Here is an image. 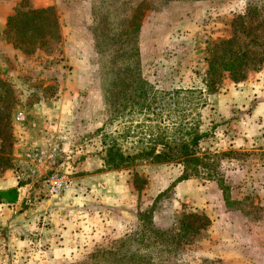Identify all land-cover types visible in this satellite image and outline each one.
<instances>
[{
  "label": "rangeland",
  "instance_id": "374dc122",
  "mask_svg": "<svg viewBox=\"0 0 264 264\" xmlns=\"http://www.w3.org/2000/svg\"><path fill=\"white\" fill-rule=\"evenodd\" d=\"M140 2L152 6L134 30ZM45 7L60 40L17 48L9 17ZM230 48L245 53L243 77L220 71L209 89L211 60ZM198 122L214 127L198 175L183 179L179 161L105 162L109 144L132 154ZM52 177L66 181L59 193ZM10 188L0 264H264V0H0V190ZM193 212L212 223L180 239Z\"/></svg>",
  "mask_w": 264,
  "mask_h": 264
},
{
  "label": "trees",
  "instance_id": "16d2710c",
  "mask_svg": "<svg viewBox=\"0 0 264 264\" xmlns=\"http://www.w3.org/2000/svg\"><path fill=\"white\" fill-rule=\"evenodd\" d=\"M151 6L152 4L150 2H140L137 5L136 10L140 9L139 15H141V19L139 22L134 23V30L141 27L142 20ZM251 10L252 7L249 8L247 14L251 13ZM247 14L239 15L238 17L247 22V16L250 19L252 17ZM8 30L13 32L15 36L13 43L20 49H23V45L27 40L31 42L41 40L40 43H42L48 37L51 40H60L61 38L57 13L53 7L36 8L25 12L18 11L9 17ZM230 42H232L231 39L222 40L219 45L226 47ZM225 50L220 56H216L211 60L210 69L214 70L210 73L208 72L209 78L206 81V86L209 89L214 88L218 80L215 74H218L220 71H229L234 80L243 77L241 72L243 66L246 64L243 60L245 53H238L231 48ZM189 127L186 135L180 138L179 141H161V146L157 143L139 149L132 154L125 153L117 143L109 144L106 147L105 162L111 167L120 168L136 160L145 158L164 162L179 161L185 165L183 179L198 175L204 160L203 157L197 155L199 152L198 145L202 138L209 136L213 132L214 127L208 131H201L199 122ZM17 196V190L15 188L0 190V200L13 202L17 199ZM211 223L212 220L207 214L186 213L180 220V231L177 236L181 239L198 235L202 229H206ZM153 233L158 237L156 242H159V239L164 235L163 231L157 229H154ZM162 241L164 242L165 239H162Z\"/></svg>",
  "mask_w": 264,
  "mask_h": 264
},
{
  "label": "built area",
  "instance_id": "2783aa9c",
  "mask_svg": "<svg viewBox=\"0 0 264 264\" xmlns=\"http://www.w3.org/2000/svg\"><path fill=\"white\" fill-rule=\"evenodd\" d=\"M25 118V115L23 112H19L17 113L16 115V120L18 121H23ZM66 181L64 179H60L58 177H52L51 179L48 180V189H49V192L50 194H56V193H59L60 190L62 189L63 187V184L65 183Z\"/></svg>",
  "mask_w": 264,
  "mask_h": 264
}]
</instances>
